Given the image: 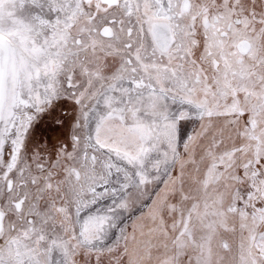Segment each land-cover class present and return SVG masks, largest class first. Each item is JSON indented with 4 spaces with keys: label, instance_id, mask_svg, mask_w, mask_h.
<instances>
[{
    "label": "rangeland",
    "instance_id": "rangeland-1",
    "mask_svg": "<svg viewBox=\"0 0 264 264\" xmlns=\"http://www.w3.org/2000/svg\"><path fill=\"white\" fill-rule=\"evenodd\" d=\"M159 1L0 0V264H264V0Z\"/></svg>",
    "mask_w": 264,
    "mask_h": 264
},
{
    "label": "bare ground",
    "instance_id": "bare-ground-1",
    "mask_svg": "<svg viewBox=\"0 0 264 264\" xmlns=\"http://www.w3.org/2000/svg\"><path fill=\"white\" fill-rule=\"evenodd\" d=\"M158 3L161 4V1L159 0H155ZM160 6V5H159ZM164 17V16H161ZM166 18V17H164ZM163 34L161 32V30L157 31L156 33V39L158 40V42H162L165 38H168L167 35L164 34V36L162 37ZM161 39V40H160ZM168 39H166V41L164 42V45H167V43L169 42ZM0 53H2V57H1V62H0V104L2 103V100L5 98H8L9 100H7V108H6V115H10L12 113V108H11V103H17V101L22 100V98L19 96V92H18V88H19V81H20V77H19V63L17 60V55H16V51L15 48L13 46V44L10 42L9 38L0 32ZM136 83V85L139 83L138 80L134 81ZM151 88H154L153 86H151ZM0 114H1V109H0ZM33 119H29L26 118L25 119V123H23V126L20 128V130L24 127L27 128L28 126L30 127L31 122ZM18 130H19V126H18ZM3 140L4 138L2 136H0V153L3 152ZM15 143V147L13 150V156L11 159V164L12 167L15 165L16 160L18 158V154H19V150L21 149V143H22V137H18L17 139L14 140ZM93 144V143H92ZM94 145H92L93 147ZM91 158L93 157L92 154H90ZM142 159L145 157L144 155L141 156ZM107 162V161H106ZM108 164H110V162L106 163L107 166H109ZM117 166V165H116ZM116 166L113 168L115 169ZM143 166V163H142ZM111 167V166H110ZM12 170L10 169L9 172H11ZM118 171H122L125 172L126 170L123 168V166H121V168L118 169ZM125 175V174H124ZM109 184L108 180L105 181V184L101 187H105ZM114 191V190H113ZM106 192V191H104ZM116 192V191H115ZM139 196L141 197V195L139 194ZM97 198L100 196H96ZM16 204V205H15ZM14 205L16 206V209L18 211H22L23 209V204H21L20 202L17 203L15 202ZM43 207V200L41 198H38L37 202H36V208L37 210L42 209ZM3 217L0 214V226L3 224ZM154 219V216L151 215L149 217V222H151ZM143 224H145L143 222ZM144 230V233H148L151 228H145V229H141Z\"/></svg>",
    "mask_w": 264,
    "mask_h": 264
},
{
    "label": "water",
    "instance_id": "water-1",
    "mask_svg": "<svg viewBox=\"0 0 264 264\" xmlns=\"http://www.w3.org/2000/svg\"><path fill=\"white\" fill-rule=\"evenodd\" d=\"M87 1H89V0H87ZM97 1L102 2V3L106 4L107 6H111L117 2V0H97ZM1 57H2V53H0V62H1ZM0 67H1V65H0Z\"/></svg>",
    "mask_w": 264,
    "mask_h": 264
},
{
    "label": "built area",
    "instance_id": "built-area-1",
    "mask_svg": "<svg viewBox=\"0 0 264 264\" xmlns=\"http://www.w3.org/2000/svg\"><path fill=\"white\" fill-rule=\"evenodd\" d=\"M92 144V143H91ZM92 145H94V144H92ZM90 149H91V152L95 149V151H96V148H95V145L92 147H90Z\"/></svg>",
    "mask_w": 264,
    "mask_h": 264
},
{
    "label": "flooded vegetation",
    "instance_id": "flooded-vegetation-1",
    "mask_svg": "<svg viewBox=\"0 0 264 264\" xmlns=\"http://www.w3.org/2000/svg\"><path fill=\"white\" fill-rule=\"evenodd\" d=\"M97 1V0H96ZM102 3V2H101ZM104 4V3H103ZM112 32V31H111ZM21 204L23 203V202H20Z\"/></svg>",
    "mask_w": 264,
    "mask_h": 264
}]
</instances>
